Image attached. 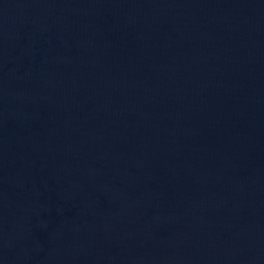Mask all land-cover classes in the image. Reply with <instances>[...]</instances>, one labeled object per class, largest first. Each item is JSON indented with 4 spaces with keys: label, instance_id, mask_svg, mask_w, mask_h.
I'll use <instances>...</instances> for the list:
<instances>
[{
    "label": "water",
    "instance_id": "obj_1",
    "mask_svg": "<svg viewBox=\"0 0 264 264\" xmlns=\"http://www.w3.org/2000/svg\"><path fill=\"white\" fill-rule=\"evenodd\" d=\"M0 264H264V0H0Z\"/></svg>",
    "mask_w": 264,
    "mask_h": 264
}]
</instances>
